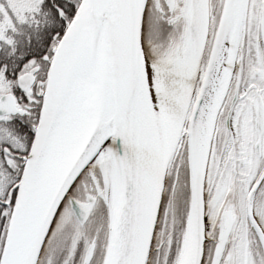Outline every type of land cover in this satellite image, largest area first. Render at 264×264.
<instances>
[{
  "label": "snow or ice",
  "instance_id": "1",
  "mask_svg": "<svg viewBox=\"0 0 264 264\" xmlns=\"http://www.w3.org/2000/svg\"><path fill=\"white\" fill-rule=\"evenodd\" d=\"M0 264H264V0H0Z\"/></svg>",
  "mask_w": 264,
  "mask_h": 264
}]
</instances>
